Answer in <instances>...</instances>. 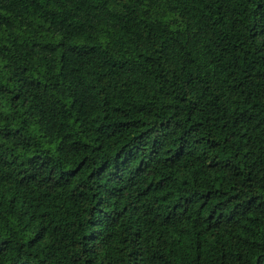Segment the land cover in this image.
<instances>
[{
	"label": "trees",
	"instance_id": "trees-1",
	"mask_svg": "<svg viewBox=\"0 0 264 264\" xmlns=\"http://www.w3.org/2000/svg\"><path fill=\"white\" fill-rule=\"evenodd\" d=\"M0 264H264V0H0Z\"/></svg>",
	"mask_w": 264,
	"mask_h": 264
}]
</instances>
